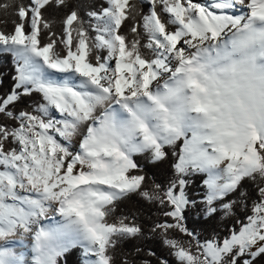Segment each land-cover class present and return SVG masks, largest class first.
<instances>
[{"label":"snow or ice","instance_id":"snow-or-ice-1","mask_svg":"<svg viewBox=\"0 0 264 264\" xmlns=\"http://www.w3.org/2000/svg\"><path fill=\"white\" fill-rule=\"evenodd\" d=\"M53 2L68 10L59 34L46 15ZM106 5L89 11L85 20L66 0L0 4L5 10L11 8L15 17L11 29L0 30V54H11L16 71L13 89L0 100V114L16 122L0 123V224L8 230L19 226L26 216L24 204L40 208L38 197L44 194L59 202L62 212L80 218L97 242L100 264H115L107 254L109 248L118 240L141 234L142 226L126 223V217L118 223L104 222L112 211L107 206L140 190L139 195L162 206L163 217L174 219L175 223L153 222V231L161 230L164 243L175 249L172 254L178 261L237 264L246 257L242 264H253L264 255V144L247 149L221 146L218 157L200 164L223 162L228 171L223 190L203 195L206 215L216 213L214 202L235 192L245 178L251 179L258 192L255 199L241 192L238 202L242 207H249L246 202L251 199L250 214L243 220L237 218L222 243L215 239L201 243L184 225L185 210L199 202L198 196L189 198L185 187L189 185L185 172L196 167L188 145L166 191L160 184L143 190L142 184L148 188L145 176L131 174L137 163L115 140L101 135L97 123H106L107 102L147 93L176 59L183 61L200 44L218 40L241 18L264 22V0H150L145 14L138 0H106ZM100 50H106V55ZM34 93L42 97V101H32L34 108L18 113L10 110L22 95ZM144 142L156 160L168 156L165 141L162 144L145 135ZM205 183L216 188L212 179ZM222 207L230 211L234 204ZM170 229L192 239L169 238Z\"/></svg>","mask_w":264,"mask_h":264},{"label":"clouds","instance_id":"clouds-1","mask_svg":"<svg viewBox=\"0 0 264 264\" xmlns=\"http://www.w3.org/2000/svg\"><path fill=\"white\" fill-rule=\"evenodd\" d=\"M138 96L149 107L134 111L130 124L113 117L112 102L106 123H97L122 150L145 135L162 144L165 138L185 140L197 166L218 157L221 146L264 144V22L241 18L218 40L176 59Z\"/></svg>","mask_w":264,"mask_h":264},{"label":"trees","instance_id":"trees-1","mask_svg":"<svg viewBox=\"0 0 264 264\" xmlns=\"http://www.w3.org/2000/svg\"><path fill=\"white\" fill-rule=\"evenodd\" d=\"M27 3L28 0H23ZM132 0H130V3ZM199 2V0H194ZM12 3V0H0V4ZM69 8L77 10L78 14L85 20L89 19L87 13L93 10H99L101 5H106V0H66ZM140 11L142 14L147 13L150 0H138ZM68 10L63 6L56 5L47 7L46 15L53 21V29L59 34L62 31V19ZM166 15V14H165ZM15 19L11 8L5 10L0 8V30L11 29L12 20ZM95 35L94 30H90ZM146 39L144 43H146ZM102 56L106 55V50H100ZM16 75L14 60L11 54H0V100L6 98L14 87L15 81L13 77ZM40 100L42 97L38 93L31 96H21L18 102H14V107L10 110L19 112L20 110H29L35 107L32 101ZM0 123L14 124L15 121L8 120L3 114H0ZM185 140H173L164 144L168 156L163 161L156 160L153 150L148 147L133 155V160L137 163V169L131 170V174H140L145 176L148 188L142 184L143 190L160 184L161 188L166 191L169 178L175 175V165L179 162L183 154ZM185 176L189 178V185H186V192L189 198L199 197V202L195 206H189L184 213V225L193 233V236L203 243L206 239H215L222 243V239L230 235L233 225L237 224V218L243 220L246 215L250 214L251 199L246 202L249 207H242L239 201L241 192H244L250 198H258V192L254 187L250 178L242 180L235 192L229 193L221 198L220 201L214 202L217 212L206 215L203 204V195L207 194L206 179L208 174L200 169L190 168L185 172ZM137 193H129L126 197L114 201L112 205L107 207L112 211L108 213L104 222L118 223L121 217H126V223H137L142 226V233L134 237H127L118 240L117 243L109 248L108 253L112 256L115 264H124L125 261L131 260L132 264H143L147 260L148 264H161L167 260L168 264H183L172 254L175 249H171L169 245L164 243L165 237L161 235V230L153 231V222L155 223H175L174 219L163 217L160 212L161 205L155 201H149ZM224 203H233L234 207L229 211L222 207ZM227 213V214H226ZM168 237L175 238L187 242L192 238L187 233H181L178 229L168 230ZM194 244V241H193ZM137 249L139 251H137ZM84 247L76 244L70 246L57 254L52 264H86L84 257ZM195 253V249H193ZM242 257L237 264H242ZM110 264L112 262L110 261ZM253 264H264V255L255 258Z\"/></svg>","mask_w":264,"mask_h":264},{"label":"rangeland","instance_id":"rangeland-1","mask_svg":"<svg viewBox=\"0 0 264 264\" xmlns=\"http://www.w3.org/2000/svg\"><path fill=\"white\" fill-rule=\"evenodd\" d=\"M241 11H247V9H242ZM148 107L149 105L144 99L136 96L127 100L112 101L109 106V111L116 120L127 125L133 118V114L130 115L131 111L133 113L137 109L138 113H146ZM58 139H60L61 143H65L63 138L58 137ZM168 141L171 142L173 140L165 138V142L169 143ZM146 148L148 147L145 146L144 139L134 137L127 143L126 154L133 159L134 154ZM182 155H184V149ZM194 168L203 170L208 174L206 181L209 179L215 181V189H210L206 183L207 194L210 192L218 194L223 190L222 186L228 180V171L223 162L197 165ZM38 199L42 202L40 208L32 204H24L26 216L22 221L18 222L19 226L8 230L4 225L0 224V229L4 232L3 235H0V264H52L57 254L62 253L64 249L76 244L84 247L86 264H100L97 242L92 237H89L90 235L87 229L82 225L81 227L84 232L77 236L75 241L58 234L59 229L65 222H73L75 220L81 222L79 221L80 218L74 213L68 214L62 212L60 210V203L46 199L44 194H41ZM39 234L45 237V239L42 238L43 243L40 244L36 251L33 249V244L29 240L33 236L35 238L38 237Z\"/></svg>","mask_w":264,"mask_h":264},{"label":"bare ground","instance_id":"bare-ground-1","mask_svg":"<svg viewBox=\"0 0 264 264\" xmlns=\"http://www.w3.org/2000/svg\"><path fill=\"white\" fill-rule=\"evenodd\" d=\"M135 112H137V109H136ZM131 114H133L132 111H131L130 115ZM130 123L131 122H128L127 124H130ZM79 221H81V220H79ZM81 225L84 228H86V226L84 225V223L82 221L78 222V221L75 220L73 222H65V224L59 229L58 234L60 236H62V237L66 236L67 238H70L72 241H75V238L77 236H79L82 232H84V230L81 227ZM89 235H90V233H89ZM39 236L41 237L39 240H38V237L35 238V236H33L31 240H29V242H31L33 244V249L36 250V251H37V248L40 246V244L43 243V239L42 238L45 239V237H42L40 234H39ZM89 237H91V235Z\"/></svg>","mask_w":264,"mask_h":264}]
</instances>
